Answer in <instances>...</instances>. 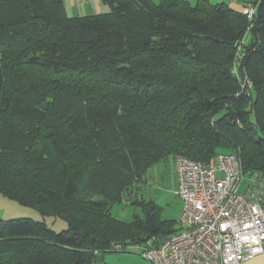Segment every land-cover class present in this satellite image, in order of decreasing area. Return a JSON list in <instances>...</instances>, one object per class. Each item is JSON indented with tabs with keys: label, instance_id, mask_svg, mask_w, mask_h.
<instances>
[{
	"label": "trees",
	"instance_id": "16d2710c",
	"mask_svg": "<svg viewBox=\"0 0 264 264\" xmlns=\"http://www.w3.org/2000/svg\"><path fill=\"white\" fill-rule=\"evenodd\" d=\"M104 1L70 16L64 0H0V193L67 222L0 214V264L161 244L179 222L143 182L170 157L235 153L264 177V0L251 20L227 2ZM126 200L131 220L112 214Z\"/></svg>",
	"mask_w": 264,
	"mask_h": 264
},
{
	"label": "built area",
	"instance_id": "2783aa9c",
	"mask_svg": "<svg viewBox=\"0 0 264 264\" xmlns=\"http://www.w3.org/2000/svg\"><path fill=\"white\" fill-rule=\"evenodd\" d=\"M255 11L244 8L250 20ZM175 171L180 229L144 248L148 264H241L264 252V177L250 175L241 191L247 174L235 153H219L213 164L179 155Z\"/></svg>",
	"mask_w": 264,
	"mask_h": 264
},
{
	"label": "rangeland",
	"instance_id": "374dc122",
	"mask_svg": "<svg viewBox=\"0 0 264 264\" xmlns=\"http://www.w3.org/2000/svg\"><path fill=\"white\" fill-rule=\"evenodd\" d=\"M196 2H192L195 4ZM66 11L70 16H84L112 10L109 3L104 0H64ZM250 85L248 84V87ZM175 159L170 157L152 167L143 182V194L145 199H153L161 207L164 218L179 219L182 209V201L176 193ZM249 182V175L245 176L240 189L245 190ZM135 212H141V208L135 204H129L126 200L112 208V214L123 220H131ZM0 214L2 218L31 217L35 220H45L56 231L67 228V222L52 215H42L38 210L25 206L15 200L9 199L0 193ZM144 247L130 245L122 252H99V264H148L143 257Z\"/></svg>",
	"mask_w": 264,
	"mask_h": 264
},
{
	"label": "crops",
	"instance_id": "0c3cea01",
	"mask_svg": "<svg viewBox=\"0 0 264 264\" xmlns=\"http://www.w3.org/2000/svg\"><path fill=\"white\" fill-rule=\"evenodd\" d=\"M189 1L192 3L194 1L196 2L197 0H189ZM211 1L227 2L231 6L236 7L238 9H243L244 7L252 3V0H211ZM174 171H175V167H174ZM175 176H176V171H175ZM176 187H177V176H176ZM241 264H264V252L254 256L251 259L244 260Z\"/></svg>",
	"mask_w": 264,
	"mask_h": 264
}]
</instances>
